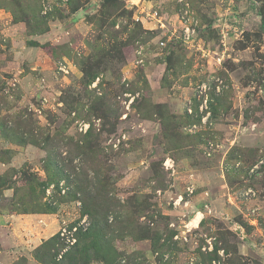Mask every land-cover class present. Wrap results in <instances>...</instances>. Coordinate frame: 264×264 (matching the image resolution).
Listing matches in <instances>:
<instances>
[{
    "label": "rangeland",
    "instance_id": "obj_1",
    "mask_svg": "<svg viewBox=\"0 0 264 264\" xmlns=\"http://www.w3.org/2000/svg\"><path fill=\"white\" fill-rule=\"evenodd\" d=\"M1 217L0 264H264V0H0Z\"/></svg>",
    "mask_w": 264,
    "mask_h": 264
},
{
    "label": "trees",
    "instance_id": "obj_2",
    "mask_svg": "<svg viewBox=\"0 0 264 264\" xmlns=\"http://www.w3.org/2000/svg\"><path fill=\"white\" fill-rule=\"evenodd\" d=\"M84 180L87 182V175L85 174L84 175ZM84 182V181H83ZM88 187V185L87 184H82V182H80V183H77L76 184V189L78 190V193H82V191H84L86 188ZM74 197H76L75 199H80L81 200V203H82V215H85V214H87V215H89V218H91V223L89 224V227L87 228V230H86V232L85 233H83L82 235H83V237L85 238V237H91V236H93L95 239H98L99 237V239H102V240H104V241H106V244L108 243L107 242V239H108V237H107V233H104L105 231H102V230H100L99 229V226L96 224L95 225V222H94V220H93V218H94V211H93V209L91 208L92 206L89 204V202H88V196H84V195H80L79 197H78V195H75ZM109 199L110 198H108L105 202H103V204H102V207H103V211H104V213L105 214H107V213H111V211H112V205H110L109 204ZM52 202H46L45 203V208H43L42 209V211H45V210H54L55 209V206L53 205V204H51ZM109 215V214H108ZM98 232H102V235L101 236H99L98 237ZM60 233H57L56 235H54V237H53V239L55 238H57V237H60ZM99 241V240H98ZM101 241V240H100ZM108 245V247H109V243L107 244ZM83 251V249L81 248V249H78V247H76L73 251H72V253H77L78 251Z\"/></svg>",
    "mask_w": 264,
    "mask_h": 264
},
{
    "label": "crops",
    "instance_id": "obj_3",
    "mask_svg": "<svg viewBox=\"0 0 264 264\" xmlns=\"http://www.w3.org/2000/svg\"><path fill=\"white\" fill-rule=\"evenodd\" d=\"M0 219H5V218H0ZM9 237V235L7 234V237H4L3 238V241L6 243V244H4V246H10V247H12V245H16L15 247V249H19V239L18 238H16L15 236H13V235H11L10 236V238H8ZM21 251H19L18 253H20ZM18 253H7L8 254V256H11V257H14L13 259H15L16 257H18ZM7 256V255H6Z\"/></svg>",
    "mask_w": 264,
    "mask_h": 264
},
{
    "label": "built area",
    "instance_id": "obj_4",
    "mask_svg": "<svg viewBox=\"0 0 264 264\" xmlns=\"http://www.w3.org/2000/svg\"><path fill=\"white\" fill-rule=\"evenodd\" d=\"M150 14H151L154 18H156L157 20H159V22L161 23L160 17L158 16V15H159L158 11L153 10ZM157 17H158V18H157Z\"/></svg>",
    "mask_w": 264,
    "mask_h": 264
},
{
    "label": "bare ground",
    "instance_id": "obj_5",
    "mask_svg": "<svg viewBox=\"0 0 264 264\" xmlns=\"http://www.w3.org/2000/svg\"><path fill=\"white\" fill-rule=\"evenodd\" d=\"M199 217V216H198ZM196 225H197V223H196Z\"/></svg>",
    "mask_w": 264,
    "mask_h": 264
}]
</instances>
